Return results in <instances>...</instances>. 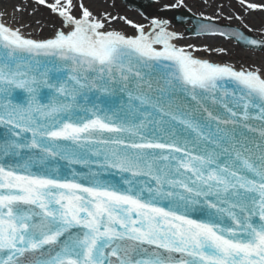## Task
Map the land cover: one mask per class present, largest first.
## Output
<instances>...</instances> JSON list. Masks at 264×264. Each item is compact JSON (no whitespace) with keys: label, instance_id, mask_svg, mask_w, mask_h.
I'll return each instance as SVG.
<instances>
[{"label":"snow or ice","instance_id":"obj_1","mask_svg":"<svg viewBox=\"0 0 264 264\" xmlns=\"http://www.w3.org/2000/svg\"><path fill=\"white\" fill-rule=\"evenodd\" d=\"M33 2L49 37L0 19V264H264V71L166 19Z\"/></svg>","mask_w":264,"mask_h":264},{"label":"rangeland","instance_id":"obj_2","mask_svg":"<svg viewBox=\"0 0 264 264\" xmlns=\"http://www.w3.org/2000/svg\"><path fill=\"white\" fill-rule=\"evenodd\" d=\"M3 1V0H2ZM6 3H12L13 6L8 8V14L15 16L16 10L18 15H16L14 18L22 20L23 18H31V15L28 13L24 14L22 16V12H27L33 11L36 12L37 14L35 17L43 19V22L48 23L49 27H46L45 30L40 31V26L41 24H37L38 29L32 28L31 30L38 31V35L36 36L37 38H47L50 36L51 31L53 30V23L54 21L52 20L50 14L47 12L46 9L40 8L38 11H34V8H37L38 6L34 4L33 0H4ZM88 1V0H86ZM96 1V0H94ZM99 0H97L98 2ZM101 1V0H100ZM105 2L102 1L101 8L99 10V6L95 7H90V9H93L96 12H102L103 10L107 9L108 11L113 12V14H118L120 16H125L129 19H132L136 23L148 25L153 18H159V19H165L170 21L172 23L173 27L176 29L177 32L181 33L184 38L187 41H197L200 42L198 39L200 38H206V36H201V37H192L190 33H188V29L191 27V24L188 23L185 26H177L173 24V18H174V11L175 10H180V11H187L191 14H194L195 16L201 17L203 19H206L207 17H211L212 21H214L218 25H229L232 27L239 28L240 30H243L246 33H250L252 36L257 37L260 40H264V32H259L256 30H252L250 27L247 25L239 22L236 20V8L237 6L233 5L230 0H208L210 2L214 3L215 9L219 10V13H208V12H202L199 9H195L194 5L192 4L194 1L192 0H184V5L179 6V7H170L171 5H174L177 3V0H149L153 1V4L151 5L150 11L153 14V17L150 20L145 19L139 12L136 10H132L128 8L126 5L123 4L121 0H104ZM256 1V0H254ZM88 5V2H86ZM111 5H115V7H111ZM19 6V8H17ZM89 6V5H88ZM94 6V5H93ZM98 9V11H97ZM27 10V11H26ZM28 11V12H29ZM171 17V18H170ZM4 18V17H0ZM12 23H15L14 21H9ZM262 22V21H261ZM260 22V23H261ZM121 26H115L113 25L118 24L114 23L112 24V27L115 28L116 30H122L127 33H133L134 30L130 28V26L124 24L122 21L120 22ZM263 23V22H262ZM14 25V24H12ZM251 29V31H249ZM181 36V35H180ZM220 39L221 42L226 44L227 48V53L223 51L220 55L218 54H210L208 51H197L194 52L193 54L197 58H207L210 57L212 60H216L217 62H220L222 64H229L236 69L239 68H247L249 65H247L242 58L237 60L235 56H238L240 54H256V57H259L262 63L264 64V50L263 51H254V50H246L239 46L237 43H235L233 40L225 39L222 37H217ZM180 44V43H179ZM183 44V43H182ZM184 45V44H183ZM183 47V46H181ZM185 47V46H184ZM186 48V47H185ZM188 51H192L191 48H187ZM251 67V66H250ZM258 69L256 67H251L249 70H255Z\"/></svg>","mask_w":264,"mask_h":264},{"label":"bare ground","instance_id":"obj_3","mask_svg":"<svg viewBox=\"0 0 264 264\" xmlns=\"http://www.w3.org/2000/svg\"><path fill=\"white\" fill-rule=\"evenodd\" d=\"M105 2L104 0H99L97 2L94 0H88L86 2H88L89 7H95V6H99V10L101 8L100 3ZM192 1V0H191ZM194 2L192 3L195 7V9H199L202 12H208V13H219V10L215 9L214 7V3L210 2L208 0H193ZM232 2V4L235 6H237L236 8V17H240V19H237L239 22L247 25L248 27H250L252 30H256L259 32H264V12H252V11H248L246 9H244L239 3L238 0H230ZM254 2H261V0H256ZM94 5V6H93ZM13 6L12 3H6L4 0H0V14H3L0 17H4V18H0V19H4L7 21V23L13 27H21L23 25V27H21V31L24 32L25 34H31L32 38H37L36 36L38 35V31H34L31 30L32 28H36L38 29L39 27H37V24H41V28L40 31L45 30L46 27H49L48 23L43 22V19L35 17V15L37 14L36 12L33 11H27V12H22V16L25 17L24 14L28 13L29 15H31V18L27 19V18H23L22 20L20 19H16L14 18L16 15H18L17 10L15 13V16L8 14V8ZM17 8H19V6H17ZM93 10V9H91ZM98 11V9H97ZM27 15V14H26ZM9 21H14L15 23L9 22ZM263 23H262V22ZM170 22V21H169ZM261 22V23H260ZM115 22H113L114 24ZM14 24V25H12ZM115 26H121V23L115 24L113 25V27ZM169 30L170 31H176V29L173 27L172 23L169 24ZM53 31V30H52ZM51 31V32H52ZM178 34L181 35V39L179 41H176L177 46H185L186 48H189V45H193L195 46V48L203 50V51H208L210 54H218L220 55L221 53H223V51H225L227 53V46L226 44H224L223 42L220 41L219 38L217 37H206V38H200L198 39L200 42L197 41H187L184 36L177 32ZM51 35V33H50ZM39 39V38H38ZM180 43V44H179ZM184 45H183V44ZM192 49V48H191ZM223 50V51H221ZM238 56H235V58L237 60H239L240 58H242V60H244V62L249 65L247 68H243V69H249L251 67H256L258 69H260L261 71H264V64L262 63V61L260 60L259 57H256V54H240L238 53ZM200 59H205L208 60L210 62H214V63H219L222 64L220 62H217L216 60H212L210 57L207 58H200ZM251 66V67H250ZM239 70V68H237Z\"/></svg>","mask_w":264,"mask_h":264},{"label":"water","instance_id":"obj_4","mask_svg":"<svg viewBox=\"0 0 264 264\" xmlns=\"http://www.w3.org/2000/svg\"><path fill=\"white\" fill-rule=\"evenodd\" d=\"M122 1L130 9H135V10L139 11L146 18L151 17V14L148 12V9L153 4L152 1H149V0H122ZM188 22H191L192 25H193V27L189 28V30H188V32L191 33V35L193 37H199V36H220V35H212V34H210L209 31H206L202 27V25H209L210 29L213 30V31L219 30V31H225V32H228V33L243 32L249 38L258 39L256 37L252 36L251 34L245 33L244 31H242V30H240L238 28L231 27V26H228V25H221L220 26V25H217L213 21H209V20H205V19L199 18V17H197V16H195V15H193L191 13L176 11V16H175V20H174L175 24H177V25H185ZM221 37L229 38L228 36H221ZM229 39L235 40L241 47H243L245 49H253V50L262 51V49L257 48L255 46L246 45L241 40L234 39V38H229ZM258 40H260V39H258ZM250 123L253 124L254 126H258V122L255 121V120L251 121Z\"/></svg>","mask_w":264,"mask_h":264}]
</instances>
